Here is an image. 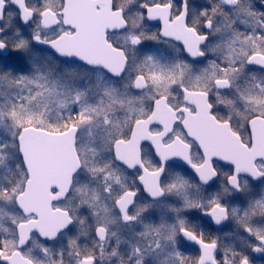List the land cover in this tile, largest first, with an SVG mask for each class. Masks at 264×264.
Returning a JSON list of instances; mask_svg holds the SVG:
<instances>
[{"label":"snow or ice","instance_id":"obj_1","mask_svg":"<svg viewBox=\"0 0 264 264\" xmlns=\"http://www.w3.org/2000/svg\"><path fill=\"white\" fill-rule=\"evenodd\" d=\"M0 264H264V0H0Z\"/></svg>","mask_w":264,"mask_h":264}]
</instances>
